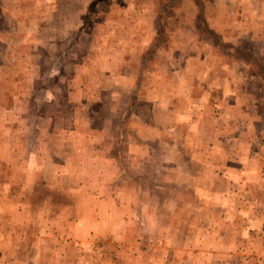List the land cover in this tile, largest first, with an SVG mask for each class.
<instances>
[{
  "label": "rangeland",
  "instance_id": "374dc122",
  "mask_svg": "<svg viewBox=\"0 0 264 264\" xmlns=\"http://www.w3.org/2000/svg\"><path fill=\"white\" fill-rule=\"evenodd\" d=\"M264 0H0V264H264Z\"/></svg>",
  "mask_w": 264,
  "mask_h": 264
},
{
  "label": "trees",
  "instance_id": "16d2710c",
  "mask_svg": "<svg viewBox=\"0 0 264 264\" xmlns=\"http://www.w3.org/2000/svg\"><path fill=\"white\" fill-rule=\"evenodd\" d=\"M258 65H259V68L262 69L263 74H264V62L263 63H258Z\"/></svg>",
  "mask_w": 264,
  "mask_h": 264
}]
</instances>
